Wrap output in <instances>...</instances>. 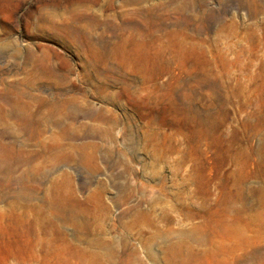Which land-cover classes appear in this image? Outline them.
I'll list each match as a JSON object with an SVG mask.
<instances>
[{
    "label": "rangeland",
    "instance_id": "obj_1",
    "mask_svg": "<svg viewBox=\"0 0 264 264\" xmlns=\"http://www.w3.org/2000/svg\"><path fill=\"white\" fill-rule=\"evenodd\" d=\"M76 3L0 0V264H264V0Z\"/></svg>",
    "mask_w": 264,
    "mask_h": 264
},
{
    "label": "bare ground",
    "instance_id": "obj_2",
    "mask_svg": "<svg viewBox=\"0 0 264 264\" xmlns=\"http://www.w3.org/2000/svg\"><path fill=\"white\" fill-rule=\"evenodd\" d=\"M42 1H44V4L45 5H49L51 7H58V6H61L63 3H65V4L67 3L69 5H73V3H76V2H84L85 3V1H90V2L96 3L99 0H42ZM76 5H77V3H76ZM72 9L77 12L75 14H83L84 12H86V11L89 10V6H86V5L85 6H78L76 8H72ZM152 13H153L152 12V9L151 8H148V7H146V8H135L133 10V15H134V18H137L138 20L137 19H134L132 21L123 20V22L120 24V27L123 28V29L131 30L132 32H135V33H137V34H139L141 36L142 35H145V34L151 35V34L154 33L155 30L162 29V28L165 27V24L158 22L156 20L155 16ZM141 20H142V22H141ZM107 23L110 24L109 22H107ZM111 25H113V24H111ZM72 27H70V28H72ZM112 27L109 26V28H112ZM139 40L137 42L140 43L141 41H139ZM103 54H104L105 60L107 61L109 59V55H107L105 53H103ZM138 69L140 70V67L139 66L135 70L138 71ZM97 71H99V70H97ZM100 73H102V72H100ZM120 74L121 73L118 72L117 67L115 65H110V67L104 73V75L110 76V77H114V76L120 75ZM78 113H79V109H77L75 106H73L71 108L70 112L68 113V115L71 116L73 119H76L78 117ZM66 134H67V132H66ZM80 147L81 148H84L85 145L82 144ZM97 149L98 148L95 147V150H94L95 153H96ZM62 211H67V209H63ZM76 216H77V213L76 212H73V211L70 212V218L71 219H74Z\"/></svg>",
    "mask_w": 264,
    "mask_h": 264
}]
</instances>
